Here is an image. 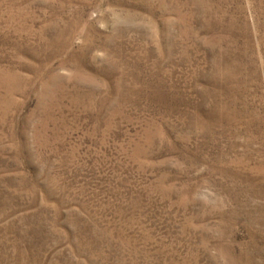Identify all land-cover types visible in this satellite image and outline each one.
Segmentation results:
<instances>
[{"label": "rangeland", "instance_id": "obj_1", "mask_svg": "<svg viewBox=\"0 0 264 264\" xmlns=\"http://www.w3.org/2000/svg\"><path fill=\"white\" fill-rule=\"evenodd\" d=\"M0 264H264V0H0Z\"/></svg>", "mask_w": 264, "mask_h": 264}]
</instances>
